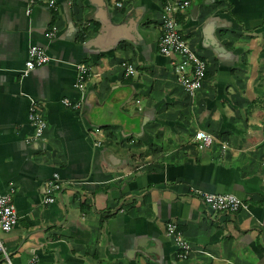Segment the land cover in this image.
Masks as SVG:
<instances>
[{
	"label": "crops",
	"instance_id": "0c3cea01",
	"mask_svg": "<svg viewBox=\"0 0 264 264\" xmlns=\"http://www.w3.org/2000/svg\"><path fill=\"white\" fill-rule=\"evenodd\" d=\"M115 1L40 2L26 13V0H0V190L12 187L18 215L3 235L11 259L264 264V0H188L177 14L205 61L193 94L158 52L165 0ZM30 43L49 60L22 74ZM79 63L89 66L82 89ZM31 99L45 120L39 136ZM197 129L212 135L208 146L198 147ZM52 172L61 187L44 203ZM212 191L242 205L210 211L201 197ZM168 220L189 242L186 258Z\"/></svg>",
	"mask_w": 264,
	"mask_h": 264
},
{
	"label": "built area",
	"instance_id": "2783aa9c",
	"mask_svg": "<svg viewBox=\"0 0 264 264\" xmlns=\"http://www.w3.org/2000/svg\"><path fill=\"white\" fill-rule=\"evenodd\" d=\"M43 3L49 8H54L56 0H26L25 12L31 10L33 4ZM120 5L121 0L115 1ZM188 4V0H165L162 5V17L160 21V34L157 41L158 52L167 58L168 66L175 76L176 81L189 94H193L201 87L205 61L189 45L187 39L178 28L177 14ZM53 28L45 32L46 36L52 35ZM49 60L45 49L37 44L30 43L26 50V57L22 68V74H27L31 69L41 66ZM89 66L85 63L77 64L74 86L82 89L84 79L87 76ZM132 64H126L124 74L132 72ZM60 102L69 107H76L77 101L67 96L61 97ZM27 118L33 127L34 136H39L45 126V120L38 110L36 101L30 100ZM193 139L197 140L198 147L208 146L212 142V135L197 129L193 133ZM61 187V179L57 172H52L46 178L39 193L44 203H51ZM12 187L7 191L0 190V264H17L13 262L3 243V234L8 233L17 221V211L11 198ZM202 200L210 211L235 212L241 206L240 198L231 192H203ZM165 232L171 235L175 241V255L178 258H186L190 253V245L182 232L176 227V223L168 220L165 223ZM34 258H28L23 264H33Z\"/></svg>",
	"mask_w": 264,
	"mask_h": 264
},
{
	"label": "rangeland",
	"instance_id": "374dc122",
	"mask_svg": "<svg viewBox=\"0 0 264 264\" xmlns=\"http://www.w3.org/2000/svg\"><path fill=\"white\" fill-rule=\"evenodd\" d=\"M4 235V234H3ZM3 235H2V237H3ZM6 250H7V252L9 253V250L6 248ZM9 255H10V253H9Z\"/></svg>",
	"mask_w": 264,
	"mask_h": 264
},
{
	"label": "water",
	"instance_id": "95a60500",
	"mask_svg": "<svg viewBox=\"0 0 264 264\" xmlns=\"http://www.w3.org/2000/svg\"><path fill=\"white\" fill-rule=\"evenodd\" d=\"M192 7H194V4H192ZM102 33V32H101Z\"/></svg>",
	"mask_w": 264,
	"mask_h": 264
},
{
	"label": "bare ground",
	"instance_id": "6f19581e",
	"mask_svg": "<svg viewBox=\"0 0 264 264\" xmlns=\"http://www.w3.org/2000/svg\"><path fill=\"white\" fill-rule=\"evenodd\" d=\"M241 200V199H240ZM242 205V204H241ZM238 211V210H237Z\"/></svg>",
	"mask_w": 264,
	"mask_h": 264
},
{
	"label": "trees",
	"instance_id": "16d2710c",
	"mask_svg": "<svg viewBox=\"0 0 264 264\" xmlns=\"http://www.w3.org/2000/svg\"><path fill=\"white\" fill-rule=\"evenodd\" d=\"M179 18V17H178Z\"/></svg>",
	"mask_w": 264,
	"mask_h": 264
}]
</instances>
